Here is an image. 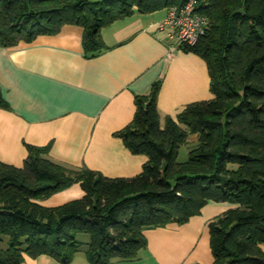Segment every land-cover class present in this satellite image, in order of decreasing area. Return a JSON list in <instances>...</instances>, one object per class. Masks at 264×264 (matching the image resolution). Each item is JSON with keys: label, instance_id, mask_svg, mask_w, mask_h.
I'll list each match as a JSON object with an SVG mask.
<instances>
[{"label": "trees", "instance_id": "obj_1", "mask_svg": "<svg viewBox=\"0 0 264 264\" xmlns=\"http://www.w3.org/2000/svg\"><path fill=\"white\" fill-rule=\"evenodd\" d=\"M187 0H0V46L82 28L85 54L106 48L101 30L133 13ZM205 32L178 49L204 60L212 98L187 104L161 126V80L136 95L132 120L114 133L147 161L131 178H107L52 161L49 145H26L22 167L0 162V264L47 255L71 263L88 234L89 264L131 261L146 246L143 230L184 223L209 201L235 205L209 224L213 264H264V0H197ZM0 108L8 109L0 91ZM196 141L176 160L188 135ZM83 196L57 206L46 199L72 184Z\"/></svg>", "mask_w": 264, "mask_h": 264}, {"label": "crops", "instance_id": "obj_2", "mask_svg": "<svg viewBox=\"0 0 264 264\" xmlns=\"http://www.w3.org/2000/svg\"><path fill=\"white\" fill-rule=\"evenodd\" d=\"M167 10L133 13L101 30L106 46L87 56L82 28L64 25L52 35L0 46V91L9 105L0 108V162L22 167L26 145H49L48 157L72 167H86L107 178H131L147 157L131 153L115 132L133 118L136 95H146L157 79V111L175 117L187 104L212 98L203 59L173 50L155 24ZM190 142L196 135L190 134ZM83 196L79 184L37 201L57 206ZM235 207L207 202L186 222L143 230L146 246L131 261L112 264H213L209 222ZM264 249V248H263ZM21 264H62L47 255L24 257ZM68 264H89L78 251Z\"/></svg>", "mask_w": 264, "mask_h": 264}, {"label": "built area", "instance_id": "obj_3", "mask_svg": "<svg viewBox=\"0 0 264 264\" xmlns=\"http://www.w3.org/2000/svg\"><path fill=\"white\" fill-rule=\"evenodd\" d=\"M197 0H187L183 5L167 9L163 20L155 24L160 31L173 39L167 56L181 45L192 46L203 35L207 26L206 17L197 10Z\"/></svg>", "mask_w": 264, "mask_h": 264}, {"label": "rangeland", "instance_id": "obj_4", "mask_svg": "<svg viewBox=\"0 0 264 264\" xmlns=\"http://www.w3.org/2000/svg\"><path fill=\"white\" fill-rule=\"evenodd\" d=\"M160 11V14L164 12V9L163 10H159ZM195 142H190L188 141V143H185V144H181L180 147H179V150H178V155H177V158L176 160L178 162H184L185 160H187L188 158V151L190 150L191 146ZM77 240L80 242V254H82L85 250V247H86V243L88 241V234L86 233H78L77 234ZM85 254V253H84Z\"/></svg>", "mask_w": 264, "mask_h": 264}]
</instances>
